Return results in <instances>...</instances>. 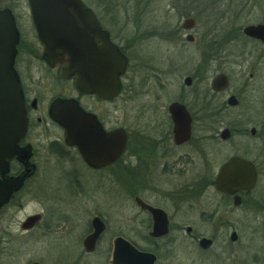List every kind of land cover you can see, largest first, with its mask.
<instances>
[{
    "label": "flooded vegetation",
    "instance_id": "1",
    "mask_svg": "<svg viewBox=\"0 0 264 264\" xmlns=\"http://www.w3.org/2000/svg\"><path fill=\"white\" fill-rule=\"evenodd\" d=\"M84 3L99 22L98 33H104L127 60L119 92L111 97L82 91L77 76L64 77L63 66L50 65L30 0H0V11H7L18 34L13 65L28 119L26 134L0 174L2 190L17 184L0 203V249L42 241L49 253L60 248L59 261L51 263V256L43 252L22 264H127L132 247L153 256H144L142 264H264V98L261 103L248 98V84L236 85L232 76V69L239 67L238 56L245 53L239 51L242 33L254 43L264 42L244 34L246 26L238 27L241 33L229 32L220 49V64L232 69L213 78L207 74V53L190 71L186 60L181 65L178 51L171 65L170 74L176 78L171 90L163 78L158 84L159 99H166V104L146 119V113L132 112L133 51H139L142 39L130 36V16L116 15L120 3L113 1ZM124 11L129 15L127 8ZM188 18L195 20L191 29L183 26ZM196 27L197 20L187 15L171 40L178 44L180 32L186 31L185 40L195 42ZM162 30L155 36L163 37ZM206 37H201L204 44ZM95 41L100 48L103 40ZM26 54L33 59L27 60ZM94 71V81L108 90L115 87L109 72L101 74L96 66ZM219 74L227 85L215 91L212 82ZM253 74L250 80L257 79ZM218 96L220 104L215 101ZM68 101L93 117L94 122L82 125L95 123L107 134L118 128L125 131L126 145L115 161H107L106 145L91 164L78 146L67 143L66 129L52 109ZM172 105L185 112L172 113ZM52 130L58 135L52 136ZM94 139L98 151L99 138ZM233 158L242 160L245 171L224 169ZM84 181L92 184L91 194L80 192ZM72 182L80 186L75 184V193L56 187L53 191L54 185ZM98 185L110 191L100 193ZM36 205L42 208L13 229L14 218Z\"/></svg>",
    "mask_w": 264,
    "mask_h": 264
},
{
    "label": "water",
    "instance_id": "2",
    "mask_svg": "<svg viewBox=\"0 0 264 264\" xmlns=\"http://www.w3.org/2000/svg\"><path fill=\"white\" fill-rule=\"evenodd\" d=\"M30 2L39 40L50 65L63 66L64 77L77 76V86L86 93H97L103 98L117 95L119 76L124 72L127 60L117 47L106 41L104 33L100 31L98 33L99 22L84 1L30 0ZM194 25L193 18H188L183 23L185 29H191ZM243 32L264 42V24L248 25ZM96 37L103 40L100 48L96 45ZM17 40L18 34L11 17L7 11H0V174L6 170L8 161L13 158L17 145L28 128L22 85L13 65ZM95 66L101 69V74L109 72L111 78L115 77V87L108 90L94 81ZM226 85L227 80L222 74L213 79L212 87L215 91L222 90ZM108 91H112V94ZM170 109L172 113L185 112L183 107L177 105H172ZM52 113L55 120L66 129L67 143L78 146L89 163L96 162V154H103L104 145L109 151L107 158L109 162L115 161L124 151L125 131L118 128L107 134L95 123L92 126L82 125L92 122L93 117L76 102L56 103ZM182 120L178 119L179 122ZM228 135L229 132L225 131L224 137ZM95 136L99 138L98 151L94 148ZM105 138L106 143L103 142ZM224 169L240 171L246 167L242 160L233 158ZM15 185L17 184L11 183L4 190L0 185V203L6 200L4 197L6 191ZM131 252L132 256L127 264H142L144 256L153 257L133 247Z\"/></svg>",
    "mask_w": 264,
    "mask_h": 264
},
{
    "label": "rangeland",
    "instance_id": "3",
    "mask_svg": "<svg viewBox=\"0 0 264 264\" xmlns=\"http://www.w3.org/2000/svg\"><path fill=\"white\" fill-rule=\"evenodd\" d=\"M84 1L95 2L96 5L99 4L98 1H113L120 3V7L117 10L119 13L116 15L121 17L130 16V36L133 39H142L139 43V51H133L135 55L132 63V112L146 113V119H149L147 115H154L161 112L162 105L166 104V99H159L161 92L158 84L163 78L168 81V87L171 90L172 81L176 80L174 75L170 74L171 65L178 51L181 53V65H184L186 60L190 71H192L193 66L203 61L204 57L202 53H207L209 57L206 63V65H208L207 74L213 78L222 70L231 71L232 69L231 67L225 68V66L220 64V49L225 42V38L228 37L229 32H231V34L233 32L241 33L238 27L242 29L247 25L264 23V0ZM126 8L129 11V15H125L124 9ZM189 13L197 20V27L192 32L195 35V42H187L185 40L187 32L181 31L180 40L178 44L175 45L174 41L171 40V34L176 32L178 27H181V23ZM161 27L165 35L163 37L155 36L158 34V31H160ZM203 34H207L205 39L207 45L204 44V41L201 42ZM167 35H170V37ZM242 36L244 37H242V41L244 42L240 43L239 51L242 50L245 53L238 56L239 67L235 69L237 71L232 69V76L235 79L236 85L243 87L248 84L246 95L248 98L252 99L256 97L252 100L261 103L264 98V45L248 40L243 33ZM231 38H233L232 35ZM214 55H216L215 60L213 59ZM225 56L226 55H223V59H225ZM25 57H27V60L33 59L31 55L26 54ZM232 58L233 57L230 56V61L234 59ZM252 73L255 74V78L257 79L250 80L249 75L251 76ZM215 101L217 104H220L221 97H216ZM144 106L147 109H145ZM56 132L57 131L52 130V136H57L58 134ZM91 178H89L88 181H90ZM85 181L82 185L84 190H82V186L79 190L80 192L85 191L91 194V192H93V186L91 183ZM72 183L73 184H63L62 186L54 185L53 191L57 192L55 189L56 187L61 188L64 193H75L78 191L76 188L77 182ZM78 186L79 185H77V187ZM98 191L103 193L110 190L107 188L104 190L102 185H98ZM44 195L43 193L42 196ZM66 198L67 197H64L63 199ZM40 208H42V206L39 207L36 205L29 208L27 206L23 212L19 213L16 218H14L17 221V227L16 224H14L13 229H18L19 221L27 214L35 212ZM37 234L40 233L38 232ZM17 243L0 249V264H22L26 259L35 255H40L43 252L51 256V263L60 260V248H52L49 253L47 249L48 246H46L43 241L29 245L26 243L17 245Z\"/></svg>",
    "mask_w": 264,
    "mask_h": 264
},
{
    "label": "trees",
    "instance_id": "4",
    "mask_svg": "<svg viewBox=\"0 0 264 264\" xmlns=\"http://www.w3.org/2000/svg\"><path fill=\"white\" fill-rule=\"evenodd\" d=\"M189 15H190V13H189Z\"/></svg>",
    "mask_w": 264,
    "mask_h": 264
}]
</instances>
